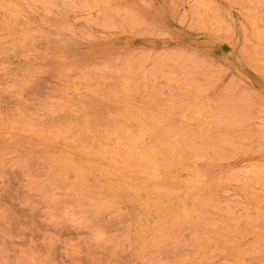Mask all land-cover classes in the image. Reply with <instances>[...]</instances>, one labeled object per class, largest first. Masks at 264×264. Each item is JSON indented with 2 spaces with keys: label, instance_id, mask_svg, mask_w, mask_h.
I'll use <instances>...</instances> for the list:
<instances>
[{
  "label": "rangeland",
  "instance_id": "rangeland-1",
  "mask_svg": "<svg viewBox=\"0 0 264 264\" xmlns=\"http://www.w3.org/2000/svg\"><path fill=\"white\" fill-rule=\"evenodd\" d=\"M0 264H264V0H0Z\"/></svg>",
  "mask_w": 264,
  "mask_h": 264
}]
</instances>
